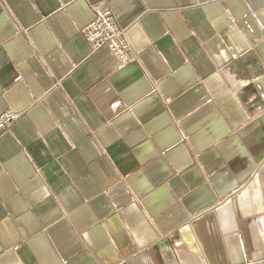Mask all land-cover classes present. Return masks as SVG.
<instances>
[{
    "label": "crops",
    "instance_id": "1",
    "mask_svg": "<svg viewBox=\"0 0 264 264\" xmlns=\"http://www.w3.org/2000/svg\"><path fill=\"white\" fill-rule=\"evenodd\" d=\"M6 111L0 264H264V0H0Z\"/></svg>",
    "mask_w": 264,
    "mask_h": 264
},
{
    "label": "built area",
    "instance_id": "2",
    "mask_svg": "<svg viewBox=\"0 0 264 264\" xmlns=\"http://www.w3.org/2000/svg\"><path fill=\"white\" fill-rule=\"evenodd\" d=\"M94 11V20L82 31L86 41L94 51L107 48L123 65L130 63L133 60L131 49L123 30L119 28L114 18L113 12L103 6H94ZM18 118L19 114L12 111L1 113L0 133L11 126Z\"/></svg>",
    "mask_w": 264,
    "mask_h": 264
}]
</instances>
